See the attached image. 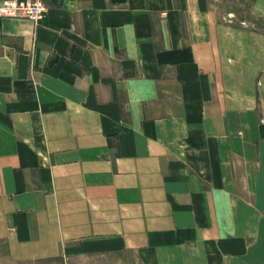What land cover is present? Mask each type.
Returning <instances> with one entry per match:
<instances>
[{
	"label": "crops",
	"instance_id": "1",
	"mask_svg": "<svg viewBox=\"0 0 264 264\" xmlns=\"http://www.w3.org/2000/svg\"><path fill=\"white\" fill-rule=\"evenodd\" d=\"M43 2L0 16L9 259L264 264V0Z\"/></svg>",
	"mask_w": 264,
	"mask_h": 264
},
{
	"label": "rangeland",
	"instance_id": "2",
	"mask_svg": "<svg viewBox=\"0 0 264 264\" xmlns=\"http://www.w3.org/2000/svg\"><path fill=\"white\" fill-rule=\"evenodd\" d=\"M0 264H141V262L131 251L92 252L83 255L71 254L49 259L17 262L9 259L6 249L0 245Z\"/></svg>",
	"mask_w": 264,
	"mask_h": 264
},
{
	"label": "built area",
	"instance_id": "3",
	"mask_svg": "<svg viewBox=\"0 0 264 264\" xmlns=\"http://www.w3.org/2000/svg\"><path fill=\"white\" fill-rule=\"evenodd\" d=\"M43 0H0V16L38 23L46 13Z\"/></svg>",
	"mask_w": 264,
	"mask_h": 264
}]
</instances>
